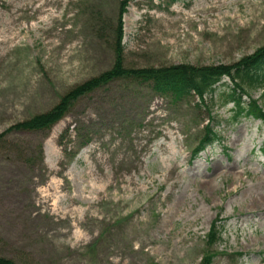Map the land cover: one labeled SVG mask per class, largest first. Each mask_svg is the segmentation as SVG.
<instances>
[{
    "label": "rangeland",
    "instance_id": "1",
    "mask_svg": "<svg viewBox=\"0 0 264 264\" xmlns=\"http://www.w3.org/2000/svg\"><path fill=\"white\" fill-rule=\"evenodd\" d=\"M123 1L0 0V258L264 264V124L231 123L229 79L205 99L222 141L196 157L199 99L173 105L129 81L50 131L8 133L113 67ZM123 34L130 69L230 66L264 46V0H129ZM250 95L264 108V91Z\"/></svg>",
    "mask_w": 264,
    "mask_h": 264
},
{
    "label": "trees",
    "instance_id": "2",
    "mask_svg": "<svg viewBox=\"0 0 264 264\" xmlns=\"http://www.w3.org/2000/svg\"><path fill=\"white\" fill-rule=\"evenodd\" d=\"M128 3L129 0L121 2L120 24L113 48L115 56L113 67L70 90L61 97L58 104L50 111L38 114L13 126L8 133L50 131L70 114L81 99L118 81L146 85L154 94L168 100L173 105L190 104V100L197 97L199 104L196 106L199 109L203 108L208 113L209 123L203 128L205 135L195 151V157L215 143H221L222 141L214 127L215 119L212 115V106H215L216 103H211L210 106L205 99L210 97L211 101L215 102L217 100L218 85L226 78L229 79L230 86H228L226 92L218 97L221 100L218 106L225 108L233 105L231 123L237 124L243 118H252L264 124V108L250 95L254 91H264V46L253 55L247 56L230 66L200 67L182 64L161 68L130 69L125 65V48L123 45V16L127 12ZM3 137V135L0 136V139ZM42 150L41 148V152ZM207 238L210 248L221 240V228L217 225V222L211 227ZM214 258L212 254L207 255L203 259V264H213ZM0 264L15 263L0 258Z\"/></svg>",
    "mask_w": 264,
    "mask_h": 264
}]
</instances>
